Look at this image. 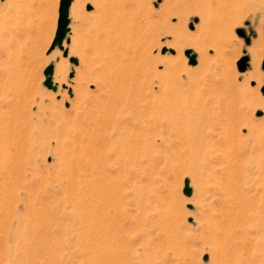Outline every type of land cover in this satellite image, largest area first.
Here are the masks:
<instances>
[{
    "label": "rangeland",
    "instance_id": "374dc122",
    "mask_svg": "<svg viewBox=\"0 0 264 264\" xmlns=\"http://www.w3.org/2000/svg\"><path fill=\"white\" fill-rule=\"evenodd\" d=\"M77 1L63 57L57 47L47 54L59 0H0V264H264V0L231 7L228 22L216 0L135 6L143 68L131 103L194 115L204 140L193 151L177 144L166 110L160 128L127 112L100 116L94 73L105 56L92 34L103 37L99 18L122 0ZM60 60L65 82L54 75ZM50 63L55 91L42 84ZM87 96L96 122L85 117Z\"/></svg>",
    "mask_w": 264,
    "mask_h": 264
},
{
    "label": "bare ground",
    "instance_id": "6f19581e",
    "mask_svg": "<svg viewBox=\"0 0 264 264\" xmlns=\"http://www.w3.org/2000/svg\"><path fill=\"white\" fill-rule=\"evenodd\" d=\"M118 1H120V0H118ZM77 2L72 3L71 8H76ZM140 2H141V0H122L121 3L119 2L120 4L118 3L119 4L117 6L118 10L115 11V12H117L115 15H112V13H110V12H109L110 13L109 14L107 11L111 10V8L106 6L107 7V8H105V9H107L106 12L109 14V15L106 14L108 17L105 15V17H107V19L105 18L106 21H104V22L102 21V23H101L100 18L102 20V17H100L99 22L101 24L99 25L98 21H97L98 25H97V23H95V25H97L96 26L97 27L96 32L100 28L101 25H102V29H104L103 30V37H101L102 35L100 36L101 39L99 37H97L98 36L97 34H96L97 36L94 33L92 34V32H93L92 30L95 31V29L91 28L92 30H90V31H92L91 34L93 35V37L95 36L94 39L92 40L93 43L91 42L95 47V51H93V52L96 53V51L97 52L101 51V53L103 54V57L105 56V61H103V62H101L102 60L99 57V59L101 60L100 62L103 65L102 66L103 68L101 67L103 70L101 71V68H100L101 64H100L99 72L101 71L103 73V75L100 74L101 72L100 73H94L95 75L98 74V76L101 75L99 78H98V76H96V77L99 79L98 82L101 81V84L99 83L100 84L99 86H100V89L102 90L101 94L98 96V98L95 97L96 98V100H95L96 106L95 107L97 108V106H100L105 110V111L102 110L103 112H101V113H103V115H100L101 117L104 116V117H102V118H104V120H105V116H108V115L110 116V113H112V112L117 111L115 113L116 115L126 114L125 112H127L128 114H132L133 117H144L145 116L147 118L146 120H147L148 125L152 124V126L155 125L154 127L160 128L162 123L160 124L157 122V118L159 117L158 114L164 113V111L166 110V109H164V107L167 106V104H165L164 107H162V108H161L162 104L161 105H159V103L153 104L152 108L154 111L151 110L152 113L150 114V113H144L146 110H142V108L136 106L135 103H133V104L131 103V102H133V100H134L133 98L135 96H133L132 99L130 98V95H133L131 93H132L134 88L131 89L129 85H131V86L136 85V83H137L136 80L138 79V77L141 73L140 68H143V67L137 66V64L134 61L135 60V48H134L135 44H134V41L139 38V33L141 31V28H142V26H141L142 23H139L138 18H137V20L135 18L136 17L135 16V14H136L135 6L137 4H140ZM171 2H172L171 0H166L165 5L168 6L169 4H171ZM242 2H244V0H216L218 16L221 17L223 20H227V22L230 21L231 19L234 18L233 13L230 11L231 7H234V6H236V4L242 3ZM116 4L114 3V5H116ZM78 5H79V3H78ZM110 6H112V5H110ZM78 8H79V6H78ZM108 8H109V10H108ZM136 8H137V6H136ZM114 9H116V8H114ZM72 11L75 12V10H72ZM103 11H105V10H103ZM77 15H78V13H77ZM102 15H99V16H102ZM202 23H204V22H202ZM102 29H101V32H102ZM91 34L89 33L88 35H86V34H84V35H86V36H88V38L90 37V39H92L93 37H91L92 36ZM96 37L99 38L101 42H97ZM88 38H85V39L87 40ZM140 38L143 39L144 37L142 38V36H141ZM85 39H84L85 43H84V41H82V43L84 45L86 43H88V42H86ZM90 39H88V41ZM92 48H91V50H93ZM56 49H59V48H56ZM85 49H83L82 53L85 54V56H86V54H87L86 52H88L89 50L86 51ZM80 50H82V49H80ZM101 53H100V56L102 55ZM251 53H252V62H253V64H255L257 54L253 51ZM88 54H89V52H88ZM88 54H87V56H88ZM96 55H98V54L96 53ZM85 56H83L84 59L86 58ZM96 58H98V57H96ZM86 59H88V58H86ZM84 63H85V61H84ZM134 64H135V66H134ZM84 66H86V69L88 67H90V66L87 67V64L86 65L84 64ZM68 69H69V67L67 65V61L66 60H60L54 69V75H55L56 79L60 82H65L66 81L65 77H66V73H67ZM144 74H146V73H144ZM90 76L94 77L93 75H90ZM96 77H94L95 78L94 80H98ZM81 80L89 81L86 78H82ZM83 83H84L83 81H82V83L76 81L75 82V88L80 87V85H83ZM82 99H83L84 105H86L83 110H84V112L86 111L89 113V115H87L85 117H87V119H89L91 121H95L96 118H94L95 119L94 120L92 117V113H90V112H92V110H90L91 106H87L89 104V97L87 96V97L82 98ZM129 103H131V104H129ZM165 108H167V107H165ZM170 111L167 112V110H166L165 112L167 114H165V113L162 114L161 118L164 117V120H166V123H169V122L171 123V129L177 135V144L179 145V147L184 149V150H188V151L189 150L190 151L191 150L192 151L197 150L196 148L200 147L199 145H201L204 138L201 135H199V133L201 131L200 132L198 131L199 132L198 133L195 131L196 129L194 130V128H196L195 127L196 117L194 115L183 114L182 111H178V112L173 111L172 112V109ZM104 112H105V115H104ZM153 113H155V114H153ZM147 115H150V116H147ZM111 116H112V114H111ZM97 118L101 122V123L98 122L99 123V124L97 123L98 125H101L104 128L108 127L107 124L109 122L108 121L109 119L104 121L101 118L102 121H104V122H102L99 117H97ZM120 118L123 119L122 117H120ZM148 120L151 121V124H150V121H148ZM119 123L120 122L114 124V126H117ZM198 123L202 124V125L204 124V122L200 123L199 120H198ZM168 126H166V127H168ZM162 127L164 128V126H162ZM199 127L200 126H198V128H197L198 130H199ZM115 129H116V131L120 132L121 127L119 126V128H115Z\"/></svg>",
    "mask_w": 264,
    "mask_h": 264
},
{
    "label": "water",
    "instance_id": "95a60500",
    "mask_svg": "<svg viewBox=\"0 0 264 264\" xmlns=\"http://www.w3.org/2000/svg\"><path fill=\"white\" fill-rule=\"evenodd\" d=\"M72 0H59V5H58V16H57V22H56V29L55 33L53 36V39L50 43L49 48L47 49V54L50 53L53 49L56 47L59 48L62 51L63 57L68 56V50L64 49L63 47V41L66 40L68 42V38L66 37V34L69 31L68 24H69V7L71 4ZM86 9L89 10L91 9L90 5L86 6ZM238 35L243 36V33L241 31L237 32ZM246 42H248L246 40ZM162 53L165 52V49H162ZM172 52V51H171ZM184 55L188 60L189 65H195L196 64V55L190 50L187 49L184 51ZM70 63H73L74 65L78 64V61L75 57H69L68 58ZM248 56L245 54L236 62V67L238 72H244L247 67H248ZM53 64L50 63L48 64L44 70H43V76L44 80L42 84L47 87L48 89H51L53 91L56 90L57 86L56 84L52 81V74H53ZM262 69H264V61L262 65ZM69 77H72V73L69 74ZM264 91V88L262 89ZM182 193L186 196L191 195V188L189 186V181L188 179H185L183 182V189ZM190 208V207H189ZM203 259L206 260L207 256H203Z\"/></svg>",
    "mask_w": 264,
    "mask_h": 264
}]
</instances>
